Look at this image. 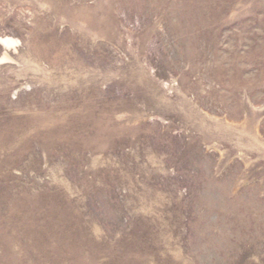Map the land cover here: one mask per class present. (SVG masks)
<instances>
[{
	"label": "rangeland",
	"instance_id": "1",
	"mask_svg": "<svg viewBox=\"0 0 264 264\" xmlns=\"http://www.w3.org/2000/svg\"><path fill=\"white\" fill-rule=\"evenodd\" d=\"M0 264H264V0H0Z\"/></svg>",
	"mask_w": 264,
	"mask_h": 264
}]
</instances>
